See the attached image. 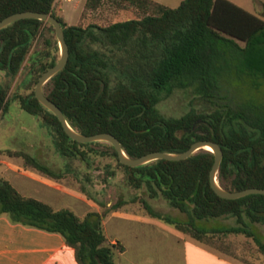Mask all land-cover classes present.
<instances>
[{
	"label": "trees",
	"instance_id": "1",
	"mask_svg": "<svg viewBox=\"0 0 264 264\" xmlns=\"http://www.w3.org/2000/svg\"><path fill=\"white\" fill-rule=\"evenodd\" d=\"M104 1L87 0L86 11L98 9ZM109 1L135 8L142 16L83 27L69 25L57 15L55 0H0V22L25 11L51 13L61 22L70 58L44 92L74 130L88 136L113 134L131 158L152 152L183 153L198 140L214 141L224 152L218 172L221 187L264 189V18L228 0H183L176 8L155 0ZM46 30L54 27L36 19L19 20L1 30L0 71L16 77L31 61L37 85L60 59L51 48L31 52ZM55 50L57 54L58 43ZM176 90H192L212 111L192 108L180 117L163 115L159 104ZM17 98L24 111L54 130L62 156L86 161L80 148L99 143L72 140L59 118L38 101L35 90ZM8 103L9 89L0 86V112ZM110 148L125 168L129 186L145 188L152 199L164 198L188 219L162 215L143 201L152 217L210 245L214 235L244 234L254 239L264 256V241L250 227L264 224V195L236 200L218 196L210 182L213 152L202 149L182 161L160 159L133 168L120 162L113 145ZM17 155L28 166L59 177L32 155ZM122 205L119 202L112 210ZM0 215L13 224L62 235L78 264H116V251L122 249L107 238L104 215L89 212L82 218L68 208L54 209L23 196L1 176ZM222 217H235L238 225L213 233L196 225Z\"/></svg>",
	"mask_w": 264,
	"mask_h": 264
},
{
	"label": "rangeland",
	"instance_id": "2",
	"mask_svg": "<svg viewBox=\"0 0 264 264\" xmlns=\"http://www.w3.org/2000/svg\"><path fill=\"white\" fill-rule=\"evenodd\" d=\"M155 1L176 8L183 0ZM86 2L87 0H55V12L63 17L69 25H82L83 27L91 24L108 26L142 16L135 8L123 7L109 0H105L96 10L86 11ZM263 12L264 8L255 15L264 18ZM50 42L52 46L48 44ZM56 43L59 46L55 29L53 31L46 30L43 37L34 42L31 52L51 48L53 55L60 58V46L59 52L56 54ZM31 70V61L27 60L16 77L0 71V86L9 89L8 107L6 111L0 112V176L2 178L6 180L9 178L13 186H19L24 192L26 177L31 176V172L46 176V174L28 166L24 157L18 156L17 153L25 152L32 155L59 175L58 178H52L57 183L56 186L62 188L64 192L72 194L64 197L55 196L51 200V205L55 208H68L82 218L89 212H95L94 208L99 209L104 215L103 219L107 221V225L104 227L106 235L126 230L136 231L141 228L122 222L117 217L108 218V215L114 211L112 206L119 202L124 204L117 210L119 214L132 215L134 212L147 214L148 211L143 201H148L154 210L162 215L182 221L188 219L185 213L172 207L164 198L152 199L145 188L136 189L129 186L126 181L127 172L111 154L109 143L99 142L81 147L80 149L86 153V161L80 157L62 156L57 149L54 130L40 117L24 111L17 98V96L30 95L35 90L36 84ZM158 108L163 115L168 117H180L192 108L212 111L211 107L205 108V105L194 97L192 90H176L169 98L164 99ZM72 196H79L85 201H78L76 197ZM161 221L171 227L174 226L164 220ZM196 225L199 229H224L238 224L235 217H222L211 219L208 223L197 221ZM250 227L264 241V224H253ZM211 237L209 236V238ZM227 238L226 235H214L212 246L224 248V252L242 262L264 264V256L254 239L241 235L239 241L232 242ZM237 245L240 246V253H237Z\"/></svg>",
	"mask_w": 264,
	"mask_h": 264
},
{
	"label": "crops",
	"instance_id": "3",
	"mask_svg": "<svg viewBox=\"0 0 264 264\" xmlns=\"http://www.w3.org/2000/svg\"><path fill=\"white\" fill-rule=\"evenodd\" d=\"M228 1L252 14H258L264 8V0ZM7 180L10 181L9 178ZM56 184L48 175L42 176L31 172V176L26 177L24 192L19 186H14L24 196L51 205V200L55 196L72 195L64 192ZM72 197H76L78 201H85L79 196ZM94 210L102 214L99 209L94 208ZM114 217L141 227L136 231L126 230L106 235L111 244L120 245L122 248L116 251V264H252L242 262L219 248L201 242L148 213L119 214L116 210L108 215L109 219ZM202 221L208 223L210 220ZM106 225L107 221L103 219V227ZM224 229L203 228L202 230L213 233ZM241 235L244 234L226 236L229 241L236 242ZM236 249H238L237 253H240V246L237 245ZM0 264H78V262L74 250L66 245L62 235L13 224L6 215H0Z\"/></svg>",
	"mask_w": 264,
	"mask_h": 264
},
{
	"label": "water",
	"instance_id": "4",
	"mask_svg": "<svg viewBox=\"0 0 264 264\" xmlns=\"http://www.w3.org/2000/svg\"><path fill=\"white\" fill-rule=\"evenodd\" d=\"M24 19H36L44 21L52 25L55 29L61 50L60 59L55 66L50 68L40 77L35 88V96L46 109L54 113L59 118L64 131L72 140H75L79 143H109L115 147L120 162L133 168L140 167L160 159L169 161H182L188 159L193 154L199 152L202 149L208 150V148H211L210 151L215 155V162L210 173V182L213 190L218 196L228 200H236L254 194L264 195V189L261 188H250L242 191H229L221 187L218 182V172L224 157V152L222 147L214 141L198 140L194 144H192L189 150L183 153L152 152L140 158H131L124 151L119 139L113 134L99 133L88 136L74 130L68 123L63 111L51 99H49L44 92V86L46 85V83L49 82L54 76H56L67 66L70 58L69 46L66 42L64 28L61 22L51 13L25 11L10 15L7 18L3 19L0 22V31L17 21Z\"/></svg>",
	"mask_w": 264,
	"mask_h": 264
},
{
	"label": "bare ground",
	"instance_id": "5",
	"mask_svg": "<svg viewBox=\"0 0 264 264\" xmlns=\"http://www.w3.org/2000/svg\"><path fill=\"white\" fill-rule=\"evenodd\" d=\"M211 150V148H208V151H210Z\"/></svg>",
	"mask_w": 264,
	"mask_h": 264
}]
</instances>
